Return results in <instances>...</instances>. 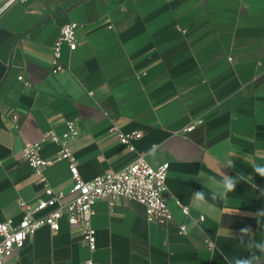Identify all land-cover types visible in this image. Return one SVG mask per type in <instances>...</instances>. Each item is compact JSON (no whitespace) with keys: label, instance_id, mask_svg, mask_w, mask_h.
<instances>
[{"label":"crops","instance_id":"1","mask_svg":"<svg viewBox=\"0 0 264 264\" xmlns=\"http://www.w3.org/2000/svg\"><path fill=\"white\" fill-rule=\"evenodd\" d=\"M71 21L79 24L78 48L64 45L65 69L54 72L53 46ZM68 120L80 130L70 146L85 180L130 165L136 154L117 132L142 131L133 142L137 150L154 164L170 163L173 218L166 225L150 222L144 205L121 196L113 208L99 201L94 251L82 228L63 218L59 231L40 228L7 264H229L226 257L248 256L240 230L248 227L255 239H264V216L255 215L264 211V177L252 168L264 165V0L14 5L0 17L2 220L18 224L20 201L35 206L44 193L22 150L51 130L63 134ZM59 152L57 144L42 143L44 157ZM229 162L232 167H225ZM222 172L241 180L212 201L210 193L222 189L209 177L220 180ZM45 176L55 191L73 188L66 160ZM200 190L206 203L192 196Z\"/></svg>","mask_w":264,"mask_h":264},{"label":"built area","instance_id":"2","mask_svg":"<svg viewBox=\"0 0 264 264\" xmlns=\"http://www.w3.org/2000/svg\"><path fill=\"white\" fill-rule=\"evenodd\" d=\"M31 0H4L0 4V17L11 7L17 4H25ZM79 27L77 22L71 21L61 27L59 36L53 46L54 72L65 69L60 62L62 48L68 46L71 51L78 48L76 31ZM21 80L23 77L20 78ZM203 121H196L187 126L181 133L193 131ZM118 131L117 127L112 128ZM80 136V130L72 120L67 122V131L58 134L51 130L45 134L42 141L28 142L22 150V156L33 169L40 182L45 184L44 193L37 200L35 206L25 201H20L23 210V219L15 224L12 220L0 218V264H7L16 250L22 249L26 242L40 228L47 226L52 231L60 230V222L66 218L72 228H82V236L94 251L96 249V229L93 219L96 214L95 205L99 201H107L111 208L115 206L118 197H125L144 205L147 218L150 222L168 224L173 216L167 205L168 197V173L169 162L154 164L146 153L139 152L134 141L143 136V132L131 133L117 132L120 142L136 154L135 160L125 168L111 170L99 175L92 180H85L79 170L78 161L71 149V143ZM48 141L57 144L60 152L46 158L41 154L42 143ZM66 160L73 176L74 185L68 192L55 191L49 186L45 171L56 162ZM186 216L190 215L188 206L182 205ZM204 216L197 221H204ZM181 231L186 233L187 227L181 226ZM206 243L212 246L210 240ZM89 264H94L92 261Z\"/></svg>","mask_w":264,"mask_h":264},{"label":"clouds","instance_id":"3","mask_svg":"<svg viewBox=\"0 0 264 264\" xmlns=\"http://www.w3.org/2000/svg\"><path fill=\"white\" fill-rule=\"evenodd\" d=\"M154 154V149L151 150ZM225 167H232L231 162ZM253 171L261 177H264V165H253ZM215 185H217L222 192L212 191L210 193V198L212 201H217L222 197H226L229 193L233 192L236 188L237 183L241 180L237 177H232L224 172L221 173V179L216 180L215 177H209ZM193 198L197 201L206 203L208 196L203 190L194 191L192 194ZM257 217L264 216V211L255 214ZM259 223V220H258ZM264 226V225H262ZM239 243L243 246L245 250L248 251V256H238L229 260V264H264V239L257 240L253 237L252 230L248 227L242 228L240 230V235L238 237ZM259 253V255H257Z\"/></svg>","mask_w":264,"mask_h":264},{"label":"rangeland","instance_id":"4","mask_svg":"<svg viewBox=\"0 0 264 264\" xmlns=\"http://www.w3.org/2000/svg\"><path fill=\"white\" fill-rule=\"evenodd\" d=\"M4 0H0V4L3 2Z\"/></svg>","mask_w":264,"mask_h":264}]
</instances>
